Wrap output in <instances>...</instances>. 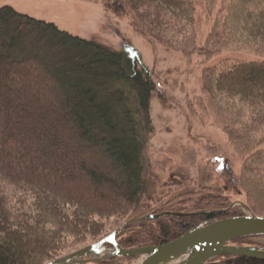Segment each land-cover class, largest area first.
I'll use <instances>...</instances> for the list:
<instances>
[{
  "label": "trees",
  "instance_id": "1",
  "mask_svg": "<svg viewBox=\"0 0 264 264\" xmlns=\"http://www.w3.org/2000/svg\"><path fill=\"white\" fill-rule=\"evenodd\" d=\"M103 4L116 17H130L136 33L188 58L195 52L194 0ZM223 14L202 49L206 58L231 47L264 54V0H229ZM130 50L80 39L0 8V264H47L64 256L69 240L76 245L96 241L110 222L113 232L129 216L146 217L139 210L154 192L145 176V150L155 86ZM201 85L242 160L239 185L248 210L264 218V62L224 61L202 71ZM255 195L259 202L253 203ZM181 202L155 207L147 216L158 218L136 221L143 231L123 237L127 225L116 244L121 249L159 246L193 228L242 216L231 211L164 215L227 207L218 198L190 209ZM148 221L153 225L147 227ZM218 259L212 264H264Z\"/></svg>",
  "mask_w": 264,
  "mask_h": 264
},
{
  "label": "rangeland",
  "instance_id": "2",
  "mask_svg": "<svg viewBox=\"0 0 264 264\" xmlns=\"http://www.w3.org/2000/svg\"><path fill=\"white\" fill-rule=\"evenodd\" d=\"M228 2L194 0L196 50L188 58L178 49H169L136 33L131 18H119L106 11L103 0H0V8H12L19 14L53 24L71 36L94 40L115 50L132 49L139 55L155 86L150 100L152 133L145 150V176L154 183V192L152 201H143L139 210L146 217H151L147 215L155 207L166 204L168 208L179 207L184 201L183 205L190 209L199 201L205 204L217 198L227 206L220 211L235 205L229 211L244 216L248 210L246 195L239 185L242 160L230 147L223 132L226 123L218 116L201 85L202 71L224 61L264 62V54L255 48L231 47L211 58L203 55L202 49L214 22L222 19ZM257 179H252V184L256 185ZM255 197L253 203L259 202L258 196ZM134 217L120 222L122 230L129 225L123 237L143 231L135 223L137 220L131 219ZM112 224H107L106 232L96 241L76 245L69 240L64 256L91 246L119 229L112 232L116 227ZM150 225L153 222L148 221L146 226ZM242 245L264 248V237L248 238L247 244ZM112 264L139 263L138 259H119Z\"/></svg>",
  "mask_w": 264,
  "mask_h": 264
},
{
  "label": "water",
  "instance_id": "3",
  "mask_svg": "<svg viewBox=\"0 0 264 264\" xmlns=\"http://www.w3.org/2000/svg\"><path fill=\"white\" fill-rule=\"evenodd\" d=\"M234 183V182H233ZM246 210V207L239 203ZM235 205L223 211H207L195 214L171 213V217L198 216L204 214L226 213ZM159 216L145 217L137 221L155 219ZM123 227L100 242L80 251L58 258L47 264H92L116 258L139 259V264H212L211 260L221 257H240L264 261V248L255 246L231 245L242 238L264 237V218H259L246 210L241 217L223 219L209 225L193 228L180 238L163 245L139 249H121L115 242ZM111 245L112 251L105 254L104 245Z\"/></svg>",
  "mask_w": 264,
  "mask_h": 264
},
{
  "label": "flooded vegetation",
  "instance_id": "4",
  "mask_svg": "<svg viewBox=\"0 0 264 264\" xmlns=\"http://www.w3.org/2000/svg\"><path fill=\"white\" fill-rule=\"evenodd\" d=\"M227 165V164H226ZM228 167V166H227ZM108 237V236H107ZM106 238V237H105ZM104 238H102L101 240H103ZM101 240H99L98 242H100ZM98 242H96V243H98ZM115 242H116V239H115ZM95 243V244H96ZM110 246V247H109ZM104 247H105V252H103V254H105V253H107V252H109L111 249H112V246L111 245H108V244H106V245H104ZM116 259H120V258H116Z\"/></svg>",
  "mask_w": 264,
  "mask_h": 264
},
{
  "label": "bare ground",
  "instance_id": "5",
  "mask_svg": "<svg viewBox=\"0 0 264 264\" xmlns=\"http://www.w3.org/2000/svg\"><path fill=\"white\" fill-rule=\"evenodd\" d=\"M145 257V255H143L141 258L138 259V263L141 262V260Z\"/></svg>",
  "mask_w": 264,
  "mask_h": 264
}]
</instances>
